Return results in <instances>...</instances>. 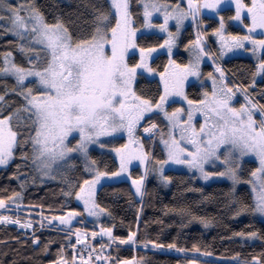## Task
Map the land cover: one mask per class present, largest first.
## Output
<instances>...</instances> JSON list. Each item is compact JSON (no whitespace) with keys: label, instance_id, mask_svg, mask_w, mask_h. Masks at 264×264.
I'll list each match as a JSON object with an SVG mask.
<instances>
[{"label":"snow or ice","instance_id":"1","mask_svg":"<svg viewBox=\"0 0 264 264\" xmlns=\"http://www.w3.org/2000/svg\"><path fill=\"white\" fill-rule=\"evenodd\" d=\"M226 2L137 0L138 11L134 12L133 0H89L85 7L91 12L83 26L78 27L62 13L46 12L38 0H0V34L16 37L20 53L18 61L8 50L0 61V166H9L19 156L30 168L22 173L21 164H16L17 171L12 176L20 180L21 190L0 195V222L18 225L25 236L27 230H32L28 239L12 237L22 246L30 241L39 254L23 255L22 260L35 264H143L142 258L122 259V244L191 253L184 264H207L201 254L213 255L196 243L187 248L176 242L141 239L139 221L135 229L129 226L124 236L114 234L115 225L106 227L101 223L99 231H91L92 240L101 237L97 247L89 239L88 228H74V222L84 224V220L77 219L81 211L61 206L58 214H52L55 209L51 204H40L38 227L59 221L58 230L64 233L55 257H51V246L57 242L42 241L36 221L20 215L22 189L29 181H60L61 193L81 201L88 216L98 219L104 213L112 215L98 200L97 186L104 178L127 173L134 187L132 195L141 197L142 212L146 178L157 173L160 182L169 185L173 176L165 174V167L181 165L193 172V178L198 173L204 181H230L223 194L230 198V204L236 205L234 216L250 212L264 217V103L253 99L248 85L230 82L221 63L228 53L243 49L255 58L250 84L255 85L257 77L264 78V0H234V15L227 18L221 7ZM205 9L213 10L219 17L218 26L212 28L219 43L215 51L206 42L207 31L201 28L207 23L203 19ZM159 17L162 22L154 23V18ZM138 18L140 27L157 28L167 34L163 44L146 47L137 42ZM189 20L196 29L195 37L184 45L189 54L187 62H178L172 58L173 48ZM226 20L239 22L247 32L227 31ZM170 21L175 22V30ZM163 47L167 48L169 59L159 71L162 89L156 96L145 95L136 87L137 77L157 73L150 60L156 48ZM134 49H139V59L132 61L130 53ZM206 60L214 68L205 73L202 65ZM190 77L202 86L211 81V87H203L201 95L192 98L186 90ZM237 92H243V103H236ZM176 103L180 106L169 110V105ZM160 117L163 127L157 122ZM145 133L153 147L157 141L162 145L163 158L146 149ZM122 134L127 135V141L114 145L112 141ZM96 145L116 153L119 167L115 171L93 155ZM249 157L253 159L246 160ZM134 161L144 166L143 174L132 175ZM249 163L254 166L245 176V165ZM74 173H79V178ZM242 184L250 186V203L238 193ZM184 191L201 193L202 201L212 198L211 194L204 195L203 188L186 187ZM45 207L48 215L43 211ZM168 212L187 215L189 222L199 221L205 227L213 222L188 206L165 205V214ZM235 235L264 241L261 230ZM113 245L115 256L106 251ZM13 251L19 255L22 249ZM0 255L7 256V252ZM241 257L240 252L234 254L237 264H264V247ZM0 264L17 261L0 260Z\"/></svg>","mask_w":264,"mask_h":264},{"label":"trees","instance_id":"2","mask_svg":"<svg viewBox=\"0 0 264 264\" xmlns=\"http://www.w3.org/2000/svg\"><path fill=\"white\" fill-rule=\"evenodd\" d=\"M88 2L89 0H38V3L46 12L62 13L66 19L74 21L75 26L78 27L83 26V20L91 12L90 8L85 7ZM93 2L103 3L104 0H93ZM132 8L134 12L138 11L137 0H133ZM226 13L230 14L232 11L227 10L225 11ZM137 22H140L139 18ZM189 39H192L190 28L186 30L183 44L185 45ZM137 42L141 46L151 47L156 44H162L163 38L156 35H142L137 39ZM8 50H11L16 55L18 61L20 60L16 39L0 34V61L3 59V53ZM133 60L135 61L136 58L134 57ZM166 61L167 57L160 55L152 62V65L159 72L163 70ZM181 62L186 61L182 59ZM223 64L238 83L248 85L249 93L256 97L258 102L264 103V78L255 85L250 84L251 72L253 71V63L250 60L233 58L224 60ZM207 70L210 71L212 69L207 66L204 72ZM9 81L12 82L10 78ZM136 87L138 91L149 96H156L161 90L156 80H147L141 76L137 80ZM187 91L192 98L199 96V87L195 84L189 85ZM237 104H239V101ZM172 107L176 106L172 105L170 108ZM157 122L163 127V122L160 118H157ZM121 143L119 141L116 145ZM144 143L146 149L154 152L157 157L162 158V152L157 142L155 147H153V144L150 147L146 139H144ZM93 155L101 160L103 165H106L109 170L115 171L117 169V164L111 155L96 152H93ZM17 163L21 164L20 172L23 173L30 170L19 156L7 168L0 170V195H11L14 189L21 190L19 188L20 180L12 176V173L17 171ZM252 166L254 165L249 163L245 167L250 168ZM74 174L79 178V173ZM165 174L173 176V182L167 186L155 181L151 177L146 178L147 194L143 197L142 212L140 211L141 198L137 200L132 195L134 192L129 182L122 181L103 185L97 192L98 200L112 214H107L108 218L103 221V225L106 227L115 225L113 229L114 234L124 236L128 233L129 226L135 229L137 227L136 221H139L138 235L141 239H155L164 244L176 242L179 246L187 248H191L193 243L199 244L202 249L213 253L212 256L208 257H204L201 254V258L207 264H237V260L234 259L235 253L240 252L242 254L241 258H243L258 252L261 247H264V241L248 242L235 235V233L241 231H264V223L256 220L250 212L239 216L233 215L236 205L230 204V198L223 194L230 187V184L218 182L203 185L184 172L167 171ZM132 175L137 176V170H133ZM61 187L60 183H49L39 187H24L22 189L23 203L21 206H29L34 214L40 213L41 209L38 207L40 204H51L55 209V212L52 214H58L61 206L65 209L76 208L81 211L78 205L67 202L65 196L61 193ZM186 187L203 188L204 195L211 194L212 198L202 201L201 193L184 191ZM238 193L244 200L249 203L251 202V194L246 187H238ZM165 205L169 207L173 205L191 207L195 214L207 216L213 222L208 227H205L199 221L193 220L189 222L190 217L187 215L181 216L173 212L165 214ZM43 211L46 215L49 214L47 207ZM138 213H140L139 216L137 215ZM158 221H162V223ZM75 227H86L95 230L88 222H84L83 225L75 223ZM37 234L41 235L42 241L51 239L57 242L52 244L50 253L51 257H55L57 247L63 242L64 233L55 228L37 227ZM16 236H19L23 240L28 239L31 234L23 237V234L14 228L0 226V241H6V243H0V253L7 252V256L0 255V260L11 261L12 259H16L17 264H35V261L26 262L21 259V256L27 254H32L33 256L39 255L34 252L31 242L29 241L28 245L22 246L17 240L12 239V237ZM13 249H22V251L18 255ZM163 249L170 252L138 251L136 257L138 259L142 258L143 264H177L178 261L184 263L192 255L191 253L178 252L175 249ZM112 252L115 256L116 249H113ZM119 254L122 259L133 257L131 249H119ZM44 259L47 260L48 257Z\"/></svg>","mask_w":264,"mask_h":264},{"label":"rangeland","instance_id":"3","mask_svg":"<svg viewBox=\"0 0 264 264\" xmlns=\"http://www.w3.org/2000/svg\"><path fill=\"white\" fill-rule=\"evenodd\" d=\"M62 1H65V0H62ZM12 2L13 3H16L17 0H12ZM185 3H186V0H185ZM221 7H222V14L226 18L229 17V16L234 15V11H235V8H234V0H227V2L224 3ZM227 10L232 11V13H230V14L226 13L225 14V11H227ZM203 19L207 22L206 24H202L201 25L202 30H206L207 33H208L207 38H206V42L211 47V49L213 51H215L218 48L219 43H218V39L212 33V28L218 26L219 17L215 14V12L213 10L205 9L204 12H203ZM161 22H162V17L154 18V23H161ZM226 23H227V31H229V32L240 33V34H245L247 32V29H245L243 27V25H241L237 21H234V20H226ZM137 27L139 29L138 30V33H137V39L140 36H142V35H156V36L162 37L163 38V41H164V39H166V37H167V34L166 33L161 32L157 28H142V27H140V22H137ZM170 27L173 30H175V22L174 21H170ZM188 28H190V30H191V37H192V39L195 37V31H196V29L192 26L190 20L189 21H186L185 22V25H184V29L182 30V34H181V36H180V38L178 40V43L173 48V52H172V58L173 59H176L178 62H181L182 59L184 61H186V62L188 60V55L189 54H188V51L184 47V44H183V38L185 37L186 30ZM6 36L7 37H11L13 39H17L16 37H14L12 35H6ZM160 55H165L167 57V61L165 62V65H166L167 62H168V59H169V56H168V52H167V48L166 47L156 48V50L152 53V57H151L150 63L152 64V62L158 56H160ZM176 56H178V57L176 58ZM134 57L136 58V60L139 59V49H134V50L131 51V53H130V60L134 61L133 60ZM233 58H244V59H248V60H250L253 63V65L255 64V58L252 56V54L249 53V52H245L243 49H238V50H235L234 52L228 53V55L223 58V60L221 61V63L223 64V61L224 60H229V59H233ZM207 66L211 67L212 70L214 68V65L211 63V61L210 60H206L204 62V64L202 65L203 72H204V69H206ZM207 71H205V73ZM139 76H141V77H143V78H145L147 80H156L159 83V85H160V89H162V84L160 82V77H159V72L158 71L155 74H152V73H144V74L139 75ZM139 76L137 77V80H138ZM228 79H229L230 82H234L230 77H228ZM256 80H257V82H261L263 80V78L257 77ZM191 84H195V85H197L199 87V96L201 95V93L203 91V87H205V86L208 87V88L211 87V81H207L206 84L204 86H202L199 80H197V79H195L193 77H190L189 78V81H188V84L186 86V90H187V87L189 85H191ZM176 99H177V101H179L180 98H176ZM253 99L257 100L256 97H254V96H253ZM238 101H239V103H243L244 102V94H243V92H237L236 103ZM184 103H186V102H184ZM172 105H175L176 107L177 106H180L179 103L170 104L169 106L171 107ZM170 107H169V110H171ZM160 119L162 120V122L164 124L163 118L160 117ZM143 135H144L143 136L144 139H146L149 142L150 147H152L153 142L152 141H149L146 138L148 136V134L145 133ZM119 141H121L122 143H125L127 141V135L126 134H122L119 138L113 140L112 143L114 145H116ZM157 144L160 146V149H162V145H160L158 141H157ZM116 146H118V145H116ZM93 152H96V153H99V154H104L105 153V154L111 155L113 157V159L115 160L116 164H117V168L119 167V159L116 156V153L111 150V148H103V149H101V148H99L98 145H96V146H93ZM164 155L165 154L162 152V158H163ZM252 159L253 158H251V157L246 158V160H248V161H251ZM7 167L0 166V170L3 169V168L5 169ZM249 169L250 168L245 167V171H244V175L245 176L248 175V170ZM133 170H137V176L138 175H141L144 172V166L142 164H139L137 161H134L133 164H132V166H131V172ZM167 171L184 172V173H187L189 176H192L193 177V172H190L186 168V166H181V165H170V166H166L165 167V173ZM148 177H151L155 181H158L159 183H161L160 180L158 179V174L157 173H151ZM195 177L196 178H194V179L197 182H199V183H201L203 185L220 182V181H217L215 178L210 179L209 181H204L202 178H199V174L198 173L195 174ZM122 181H127L131 185V177H129L127 173L121 174L120 177L104 178L101 181V185H98L97 186V192L105 184H114V183H119V182H122ZM223 182L228 183V184L231 183L230 181H227V180H224ZM49 183H60V181H58V180H46L45 183H43V184H40L39 182H37L36 184H32L29 181V183L26 184L25 187H34V186L39 187V186H43V185L49 184ZM165 186H167V185H165ZM240 186L246 187L249 190L250 194H251V189H250V186L249 185L242 184ZM240 186H238V187H240ZM131 187H132L133 192H134V187L132 185H131ZM134 196H135V198L137 200H139L141 198L138 195H134ZM66 200H67V202H72V203L78 205V207L81 209V213L82 214L77 219L78 220H84V222L90 223L96 231H99L100 224L101 223L103 224V221L108 218L107 213L102 214L98 219L96 217L88 216L87 212H85L83 210V203L81 201H78L75 197L66 198ZM20 207H21V212H20V215L21 216H25L26 214H30V213H33L34 214V212L32 211V209H30L29 206L22 205ZM254 218L256 220L264 223V217H260L259 215H256V216H254ZM52 223L55 224V225H57V226L59 225V221H53ZM75 223L76 222H74V224ZM8 225L10 226L11 223H8ZM5 226H7V225H5ZM59 227H63V226H59ZM14 229L17 230L16 228H14ZM91 231H92V229H89V233H91ZM241 239L244 240V241L247 240L248 242H257V240H258L257 239L256 241H252L250 239H245V238H242V237H241ZM238 240H240V239H238ZM122 245H126V244H122ZM128 246L129 245H127V246H121L120 245V248L119 249H132L131 247H128ZM134 247H140V246H135L134 245ZM113 249H115V245L112 247L111 251ZM139 251L159 252V251H154V250L151 251V249H149V248H146L145 249L144 247H143V249H140ZM180 264H184V263H180Z\"/></svg>","mask_w":264,"mask_h":264},{"label":"built area","instance_id":"4","mask_svg":"<svg viewBox=\"0 0 264 264\" xmlns=\"http://www.w3.org/2000/svg\"><path fill=\"white\" fill-rule=\"evenodd\" d=\"M225 68V67H224ZM225 70H226V73H227V77H230L235 83H238L236 80H235V78L227 71V69L225 68ZM25 217H30V218H32L33 220H35L36 221V224H37V226L39 225V214H33V213H30V214H26L25 215ZM0 224L1 225H7V226H9L8 225V223H5V222H0ZM11 227H15L18 231H22V232H24V230H22V229H20L19 228V226L18 225H14V224H11L10 225ZM44 227H46V228H57L58 229V227H56V226H54V225H52V224H49V223H45V225H44ZM29 233H31L32 232V230L31 229H29V230H27ZM89 239L90 240H92V238H91V233H89ZM107 240V238L105 237L104 238V241H106ZM100 242H102L101 241V237L98 235L94 240H92V243H94V244H96L97 245V247L99 246V243ZM114 246V245H113ZM121 246H127V245H121ZM128 247H131L132 249H131V251H132V256L133 257H136V253L140 250V249H143V246H140V247H134V245H132V246H128ZM149 249H151V251L152 250H154V251H159V252H161V253H167V252H170L169 250H166V249H157V248H154L153 246H151V245H149V247H148ZM112 249V248H111ZM111 249H107L106 251H111ZM146 249V248H145ZM150 251V250H149ZM137 258V257H136Z\"/></svg>","mask_w":264,"mask_h":264},{"label":"crops","instance_id":"5","mask_svg":"<svg viewBox=\"0 0 264 264\" xmlns=\"http://www.w3.org/2000/svg\"><path fill=\"white\" fill-rule=\"evenodd\" d=\"M4 169V168H3ZM2 170V169H1Z\"/></svg>","mask_w":264,"mask_h":264}]
</instances>
